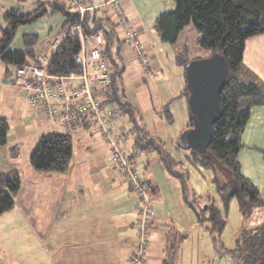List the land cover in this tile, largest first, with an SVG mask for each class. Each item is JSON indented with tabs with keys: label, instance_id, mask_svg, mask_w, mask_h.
Here are the masks:
<instances>
[{
	"label": "crops",
	"instance_id": "crops-1",
	"mask_svg": "<svg viewBox=\"0 0 264 264\" xmlns=\"http://www.w3.org/2000/svg\"><path fill=\"white\" fill-rule=\"evenodd\" d=\"M109 1L91 0L90 8L110 17L119 38L125 41L121 57L127 99L141 115L148 133L163 141L177 159L186 161L179 168L188 170L196 193L216 195L212 172L190 164L185 159L190 156L189 151L177 147V141L192 120L186 95V71L176 62V54L188 47L191 58L203 56L196 44L195 27L186 26L175 45L163 43L154 23L161 13L175 8L174 0H119L126 18L138 33L143 58L155 73L152 76L143 69L124 28L117 24ZM2 8L5 12L13 7L3 4ZM33 34L39 37L37 56L49 53L50 43L57 37L43 43L45 39L40 41L39 34ZM243 62L264 80V34L246 40ZM15 68L0 59V117L8 118L10 125L8 142L0 146V173L17 170L21 176L14 208L0 216V264H133L140 200L113 164L111 147L91 122L71 133L73 154L65 172L34 169L30 155L41 136L67 131L29 106L27 92L13 84ZM74 83L66 79L68 89H73ZM94 88L96 97L107 102L110 91L107 93L98 83ZM114 127L124 134L122 148L134 157L139 174L152 184L155 192L144 264H163L166 236L171 230L189 235L179 247L176 264H180V256L185 261L191 256V264H209L206 258L212 264V249L201 252L204 233L197 227L195 213L184 201L181 181L167 171L155 152L136 150L126 117L117 118ZM241 143L244 148L238 157L242 173L264 198V106L252 107ZM13 148L17 152L11 153ZM242 224L239 203L233 200L222 236L226 247H234ZM221 260L217 259V264Z\"/></svg>",
	"mask_w": 264,
	"mask_h": 264
},
{
	"label": "trees",
	"instance_id": "trees-1",
	"mask_svg": "<svg viewBox=\"0 0 264 264\" xmlns=\"http://www.w3.org/2000/svg\"><path fill=\"white\" fill-rule=\"evenodd\" d=\"M79 2L88 7L83 14L77 7ZM174 2L175 8L161 13L154 23L160 40L175 45L185 27L193 24L197 31L196 44L203 51V56L191 58L188 47H184L182 52L176 54V62L185 71L190 61L214 54L221 55L228 63L229 77L219 96L221 112L212 127V139L207 150L197 152L183 149L177 141L179 149L189 151L190 156L185 159L190 164L200 165L212 172L216 195L196 193L190 184L188 170L179 168L183 160L173 156L163 141L148 133L141 122V115L125 95L122 80L125 67L121 57L125 41L119 38L116 24L110 17L100 15L97 9L90 8L91 0H38L36 9L31 12H23L16 7L7 9L3 14L4 23H0V59L7 65L16 66L15 72L27 63H38V35L25 34L23 48L12 49L10 44L20 26L60 13L63 16L62 29L67 32L51 56L47 69L50 74L57 76L80 73L82 66L76 58L81 45L74 27L82 20L87 35L101 33L104 55L111 66L107 103H116L121 108L123 116L131 125L136 150L155 152L167 171L181 181L184 201L195 213L197 227L210 238L213 251L211 260L229 256L234 264H264V198L243 175L238 157L244 148L241 135L250 119L252 107L264 106V80L243 62L246 40L264 34V0ZM189 94L187 85L188 99ZM9 129L8 118L0 117V146L7 144ZM14 152H17L16 148L11 150V153ZM72 154L71 133L50 132L42 135L36 144L30 155V164L39 171L65 172L69 168ZM20 189L19 171L0 173V216L14 208L15 197ZM233 200L239 203L243 224L234 247L228 248L222 236ZM188 236L175 230L167 234V253L163 264L177 263L179 247Z\"/></svg>",
	"mask_w": 264,
	"mask_h": 264
},
{
	"label": "built area",
	"instance_id": "built-area-1",
	"mask_svg": "<svg viewBox=\"0 0 264 264\" xmlns=\"http://www.w3.org/2000/svg\"><path fill=\"white\" fill-rule=\"evenodd\" d=\"M108 3L112 6L117 24L124 28L127 40L136 49L143 69L154 76L155 73L150 71L143 58V46L138 33L126 18L119 0H110ZM77 7L81 14L88 9L82 2H79ZM74 30L81 45L76 58L82 66L80 73L57 76L48 72L50 58L61 41L60 38H53L50 52L39 53L38 63H27L16 69L13 84L27 92V102L31 108L40 111L53 123H60L68 133L82 129L85 124L91 122L96 125L102 138L111 147L110 158L113 164L127 178L140 200L139 218L136 222L138 242L131 261L133 264H144L148 250L149 227L154 217L155 192L152 184L139 174L134 157L122 148L124 134L114 127L116 119L122 117L121 108L116 103L101 101L94 93L95 83L101 84L107 93L110 91L111 66L104 55L103 35H87L83 30L82 20ZM66 79L76 82L73 89H68Z\"/></svg>",
	"mask_w": 264,
	"mask_h": 264
},
{
	"label": "water",
	"instance_id": "water-1",
	"mask_svg": "<svg viewBox=\"0 0 264 264\" xmlns=\"http://www.w3.org/2000/svg\"><path fill=\"white\" fill-rule=\"evenodd\" d=\"M228 77V63L219 54L192 60L187 64L186 78L193 127L181 134L178 140L181 148L197 152L207 150L212 139V127L221 112L219 96Z\"/></svg>",
	"mask_w": 264,
	"mask_h": 264
},
{
	"label": "rangeland",
	"instance_id": "rangeland-1",
	"mask_svg": "<svg viewBox=\"0 0 264 264\" xmlns=\"http://www.w3.org/2000/svg\"><path fill=\"white\" fill-rule=\"evenodd\" d=\"M36 1L37 0H0V23H4V19H3L4 10L2 8L3 4L7 5V7L19 6L23 8V12H31L36 9V6H37ZM62 22H63V16L60 13H57L50 17H42L32 24L20 26L15 33V36L10 44V48L12 49L23 48L24 47L23 36L25 34L37 33L39 34L41 38L40 41L45 39L43 43L44 42L46 43L47 41H49V39H51L53 36L57 38H63L66 34L65 32L66 30L65 31L62 30L61 28ZM1 36L2 35L0 32V37ZM195 54H198V53H195ZM122 117H123V114H122ZM182 162L186 164V161H182ZM203 233H204V237L200 241L201 252L202 251L204 252L205 251L204 249L206 248L208 249L211 248V241H210L208 234L205 232ZM191 259L192 258L190 256L185 261V258L180 256V264H191ZM202 260H203V256H202ZM206 260H208V263L210 264L209 258H206ZM212 264H217V260H213ZM221 264H234V262L231 257L226 256L222 258Z\"/></svg>",
	"mask_w": 264,
	"mask_h": 264
}]
</instances>
